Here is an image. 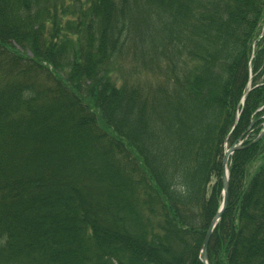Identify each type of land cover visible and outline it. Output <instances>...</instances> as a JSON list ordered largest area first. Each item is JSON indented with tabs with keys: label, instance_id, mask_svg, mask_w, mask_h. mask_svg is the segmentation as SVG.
Returning <instances> with one entry per match:
<instances>
[{
	"label": "trees",
	"instance_id": "obj_1",
	"mask_svg": "<svg viewBox=\"0 0 264 264\" xmlns=\"http://www.w3.org/2000/svg\"><path fill=\"white\" fill-rule=\"evenodd\" d=\"M262 80L264 0H0V264H203L251 133L208 255L264 264Z\"/></svg>",
	"mask_w": 264,
	"mask_h": 264
},
{
	"label": "water",
	"instance_id": "obj_2",
	"mask_svg": "<svg viewBox=\"0 0 264 264\" xmlns=\"http://www.w3.org/2000/svg\"><path fill=\"white\" fill-rule=\"evenodd\" d=\"M264 136V126L263 130L253 143H257L262 137ZM243 143V136L238 140V143L234 144L230 149H228L225 153L224 162H223V171H222V185H223V202L221 205L220 210L212 220L210 228L208 230L207 236L202 245V262L203 264H210L209 263V255H208V248L209 244L213 235L214 230L216 229L218 223L220 222L222 216L224 215L227 207H228V200H229V170H228V162L230 155L234 154L237 151L245 149L242 147Z\"/></svg>",
	"mask_w": 264,
	"mask_h": 264
},
{
	"label": "rangeland",
	"instance_id": "obj_3",
	"mask_svg": "<svg viewBox=\"0 0 264 264\" xmlns=\"http://www.w3.org/2000/svg\"><path fill=\"white\" fill-rule=\"evenodd\" d=\"M252 80H253V75H252V77H251V81H250V84H249V86L247 87V91H246V93L243 95V99H242V101H241V103H240V107L244 104V102H245V98H246V96H247V94H248V92H250V90H251V86H252ZM261 82H263V80L261 81ZM264 84V82L262 83V85ZM260 111H262V110H260ZM260 111H258V112H260ZM261 119H263V121H264V116H262L261 117ZM236 124H237V122H236ZM235 124V125H236ZM261 134V133H260ZM243 136V143H242V147H244V148H246L247 146L245 145L251 138H252V133L249 135V134H247V135H242ZM241 136V137H242ZM260 136V135H259ZM258 136V137H259ZM240 137V138H241ZM258 137H257V139H258ZM239 138V139H240ZM264 138V136L258 141V142H260L262 139ZM253 139V138H252ZM256 139V140H257ZM257 142V143H258ZM236 143H238V141L237 142H235L234 144H236ZM233 144V145H234ZM232 145V146H233ZM231 148V147H230ZM230 148H227V150L228 149H230ZM236 153V152H235ZM233 156V154L232 155H230V158H229V162H228V170L230 169V164H231V157ZM224 157H225V155H224ZM223 162H224V159H223ZM262 163H263V160L261 159V160H256L253 164H251L250 166L251 167H249V180H251L252 178H253V175L255 174V173H257V171H258V168L262 165ZM222 171H223V166H222ZM221 180H222V175H221ZM229 181H230V170H229ZM222 196H223V192H222ZM229 201V200H228ZM222 202H223V198H222ZM221 205H222V203H221ZM221 205H220V208H221ZM220 208H219V210H220ZM215 231V230H214ZM214 233V232H213ZM213 236V235H212ZM212 239V238H211ZM211 242V241H210ZM210 245V244H209ZM208 250H209V248H208ZM201 256H202V250H201Z\"/></svg>",
	"mask_w": 264,
	"mask_h": 264
}]
</instances>
